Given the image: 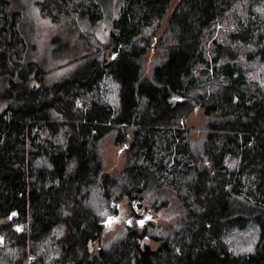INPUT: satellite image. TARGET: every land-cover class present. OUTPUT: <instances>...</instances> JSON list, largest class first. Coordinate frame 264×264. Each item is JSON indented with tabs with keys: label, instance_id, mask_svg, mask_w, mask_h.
Listing matches in <instances>:
<instances>
[{
	"label": "trees",
	"instance_id": "obj_1",
	"mask_svg": "<svg viewBox=\"0 0 264 264\" xmlns=\"http://www.w3.org/2000/svg\"><path fill=\"white\" fill-rule=\"evenodd\" d=\"M36 8L104 17L100 0ZM22 20L0 0V264H264V0H123L111 48L81 34L89 72L53 87ZM148 184L175 200L165 224L105 240Z\"/></svg>",
	"mask_w": 264,
	"mask_h": 264
},
{
	"label": "rangeland",
	"instance_id": "obj_2",
	"mask_svg": "<svg viewBox=\"0 0 264 264\" xmlns=\"http://www.w3.org/2000/svg\"><path fill=\"white\" fill-rule=\"evenodd\" d=\"M10 1L13 8L20 11L23 16L20 32L28 43V59L42 66L46 73L44 84L47 87L81 78L89 72L91 56L95 50L88 46L87 40L83 39L81 34L90 33L92 35L88 34L89 37H96L97 44L111 48L108 38L109 30L112 20L117 17L123 3V0H100L104 17L97 25L90 26L87 22H82L85 20L75 18L60 17L59 21L52 22L48 18L39 16L36 3L41 0ZM2 88L4 89V86H0V89ZM4 107L5 104L0 101V112ZM202 117V110H195L186 122V127L198 131L202 124ZM104 153L107 168L113 172L119 171L123 163L120 150L105 146ZM148 188L133 201L137 216L136 224L131 223L129 212L131 208L124 200L119 203L116 212L110 216L111 222L104 226L103 238L105 240L118 233L125 224L129 228L136 227L138 232L148 224L153 226L165 224L163 220L173 212L172 206L175 200L170 195L156 192L151 184H148ZM142 244L152 249L156 248V245L148 240Z\"/></svg>",
	"mask_w": 264,
	"mask_h": 264
},
{
	"label": "water",
	"instance_id": "obj_3",
	"mask_svg": "<svg viewBox=\"0 0 264 264\" xmlns=\"http://www.w3.org/2000/svg\"><path fill=\"white\" fill-rule=\"evenodd\" d=\"M111 222V218L109 217V218H107L106 219V221L104 222V226H106L108 223H110Z\"/></svg>",
	"mask_w": 264,
	"mask_h": 264
}]
</instances>
